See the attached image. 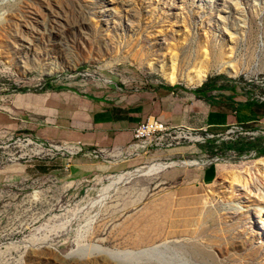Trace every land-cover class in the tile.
<instances>
[{"label":"rangeland","instance_id":"374dc122","mask_svg":"<svg viewBox=\"0 0 264 264\" xmlns=\"http://www.w3.org/2000/svg\"><path fill=\"white\" fill-rule=\"evenodd\" d=\"M208 85L263 117L95 157L24 133L12 106ZM254 206L264 213V0H0V264H264Z\"/></svg>","mask_w":264,"mask_h":264},{"label":"crops","instance_id":"0c3cea01","mask_svg":"<svg viewBox=\"0 0 264 264\" xmlns=\"http://www.w3.org/2000/svg\"><path fill=\"white\" fill-rule=\"evenodd\" d=\"M13 110L23 114L24 133L56 144L79 145L82 151H126L132 129L156 119L182 133L218 132L260 116L255 103L240 99L231 85L194 89L156 86L135 91L116 102L45 92L14 97ZM137 152H141L138 150ZM162 153L154 152L153 158ZM138 155L132 161L148 158Z\"/></svg>","mask_w":264,"mask_h":264},{"label":"built area","instance_id":"2783aa9c","mask_svg":"<svg viewBox=\"0 0 264 264\" xmlns=\"http://www.w3.org/2000/svg\"><path fill=\"white\" fill-rule=\"evenodd\" d=\"M174 87V86H171ZM235 126V125H232ZM170 130L178 132V129H172L164 125L162 122L156 119H147L144 122L138 123L132 129V143L127 147L126 151H112L107 152L109 155H116L120 153V155H125V152L135 153L138 150L146 149L147 147L154 146V147H161L166 142L167 146H172L173 140H176V137H171ZM175 132V133H176ZM178 138V137H177ZM170 141V142H167ZM58 147V148H56ZM55 150L58 151H72V152H79L81 148L79 145H69V144H58L54 147ZM93 156L98 157L99 155L103 154L102 151H94L89 152ZM119 155V156H120Z\"/></svg>","mask_w":264,"mask_h":264},{"label":"bare ground","instance_id":"6f19581e","mask_svg":"<svg viewBox=\"0 0 264 264\" xmlns=\"http://www.w3.org/2000/svg\"><path fill=\"white\" fill-rule=\"evenodd\" d=\"M164 167L163 166H160V165H154V166H151L149 167L147 170H144V171H139L137 170L135 173L136 174H139V175H150V174H153L157 171H160L161 169H163ZM128 175H131L133 176L132 174H128ZM135 175V174H134ZM122 177H120L119 179H121ZM125 178V177H123ZM131 179V178H130ZM122 180V179H121ZM126 181V180H125ZM254 210H255V214H256V218L258 219V222L257 224L259 225H264V213L262 211V209H259L258 206H254ZM253 213V212H252ZM253 216V215H252ZM254 218V217H253ZM155 251V249H154Z\"/></svg>","mask_w":264,"mask_h":264}]
</instances>
